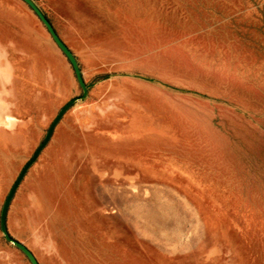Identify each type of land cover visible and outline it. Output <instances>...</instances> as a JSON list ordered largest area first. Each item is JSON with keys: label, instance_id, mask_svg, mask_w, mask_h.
Returning a JSON list of instances; mask_svg holds the SVG:
<instances>
[{"label": "rangeland", "instance_id": "rangeland-1", "mask_svg": "<svg viewBox=\"0 0 264 264\" xmlns=\"http://www.w3.org/2000/svg\"><path fill=\"white\" fill-rule=\"evenodd\" d=\"M33 2L87 94L21 182L8 233L39 264H61L60 252L70 264H264V0ZM6 45L17 104L51 112L37 145L81 88L23 0H0ZM91 175L133 176L146 194L96 208ZM0 252V264H31L1 231Z\"/></svg>", "mask_w": 264, "mask_h": 264}, {"label": "crops", "instance_id": "crops-1", "mask_svg": "<svg viewBox=\"0 0 264 264\" xmlns=\"http://www.w3.org/2000/svg\"><path fill=\"white\" fill-rule=\"evenodd\" d=\"M9 46L10 45H6L5 47L0 46V131L2 132L0 136V196L4 194L5 190L3 181H10L9 190L20 169L35 150L38 145H36L35 142V132H38L42 125L48 121V117L51 113L49 110L37 109L35 107V102L33 103V108L30 109L24 102L17 104L15 101L18 99V88H16V84L17 82L19 83V78L11 60L12 53L8 50ZM62 64L65 69L67 66V59L65 57H63ZM52 78L51 72H49L46 84L50 87V92L52 86H54L55 89L56 85H58V89L54 91V96L57 100H61L65 97L64 91H61V77L58 79V84H56L57 78L56 80ZM20 107L23 110L22 113L20 112ZM21 114L24 115V118L27 116V120L23 121L20 119ZM10 117H12V119ZM37 159L28 168L25 175H36L34 165L37 164ZM39 175H47V173L44 170ZM119 176L120 175H91L92 180L95 181L94 185H92V194L95 198L96 208L99 207V205H101L102 208L113 206L115 204L114 197L116 195L141 196L146 194L147 184L137 182L136 178L133 176H128L126 178L122 177L124 182H118ZM21 182L9 204L7 214L19 190ZM1 207L2 206H0V208ZM122 211H119L121 213L120 216H124V219L129 221ZM2 255L3 254L0 252V259L4 258ZM58 259L61 264H70V258L65 252H60Z\"/></svg>", "mask_w": 264, "mask_h": 264}, {"label": "water", "instance_id": "water-1", "mask_svg": "<svg viewBox=\"0 0 264 264\" xmlns=\"http://www.w3.org/2000/svg\"><path fill=\"white\" fill-rule=\"evenodd\" d=\"M38 16V18L41 20V22L46 27L47 31L51 35L53 41L56 43V45L60 48V50L63 52V54L67 57L68 61L70 62L73 71L75 73L76 80L78 82L79 87L81 88V94L79 96H75L70 98L66 103H64L58 112L56 113L55 117L52 119L51 123L49 124L43 139L40 141V143L37 145L29 159L24 163L22 168L20 169L17 177L15 178L14 182L12 183L10 189L8 190L7 195L5 196V199L3 201L1 210H0V231L3 234L4 238L12 243L15 247H17L29 260L31 264H39L37 259L35 258L34 254L21 242L14 239L7 230L6 226V218H7V211L9 204L14 196V193L16 189L18 188L20 182L22 181L23 177L25 176V173L27 172L28 168L36 161L38 158L40 152L42 149L46 146L48 141L50 140L52 133L57 125V123L60 121L64 113L74 104V102L79 99L85 97L87 94V86L84 82V79L82 77L81 71L79 69V66L77 64V61L70 51V49L67 47V45L60 39L56 31L54 30L52 24L50 21L46 18V16L42 13V11L36 6V4L33 2V0H23Z\"/></svg>", "mask_w": 264, "mask_h": 264}]
</instances>
